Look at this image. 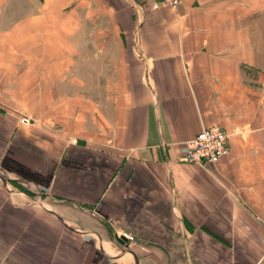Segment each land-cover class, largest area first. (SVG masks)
<instances>
[{"label": "crops", "instance_id": "1", "mask_svg": "<svg viewBox=\"0 0 264 264\" xmlns=\"http://www.w3.org/2000/svg\"><path fill=\"white\" fill-rule=\"evenodd\" d=\"M0 101V264H264V0H0Z\"/></svg>", "mask_w": 264, "mask_h": 264}, {"label": "built area", "instance_id": "2", "mask_svg": "<svg viewBox=\"0 0 264 264\" xmlns=\"http://www.w3.org/2000/svg\"><path fill=\"white\" fill-rule=\"evenodd\" d=\"M181 0H161L163 6L177 8ZM23 121H29L23 117ZM231 153L230 134L218 124L203 127L186 142L183 159L191 163L213 164ZM129 241H134L133 234H127Z\"/></svg>", "mask_w": 264, "mask_h": 264}, {"label": "rangeland", "instance_id": "3", "mask_svg": "<svg viewBox=\"0 0 264 264\" xmlns=\"http://www.w3.org/2000/svg\"><path fill=\"white\" fill-rule=\"evenodd\" d=\"M19 1V0H18ZM77 44H83V42L80 40H78ZM78 58H81L82 61H84V54L83 53H77ZM78 71L81 73L80 76H84L85 70L83 68H80V70L78 69ZM5 103L6 102H1L0 101V107L1 108H5ZM11 103V102H10ZM78 109H80V102H78L77 107ZM26 117V116H25ZM28 120L30 121L29 117ZM32 120V119H31ZM22 122L23 121V117L21 119ZM29 121L25 122L28 123ZM2 152H0L1 154ZM0 176H3L4 178H7L9 176H7L6 171L2 168V162H1V158H0ZM8 179V178H7ZM2 179L0 178V184H2L0 187L1 188H6L8 190V192L14 197L16 198V200L18 202L21 203H33V204H37L39 206H44L47 205V197H45V193L42 191L36 192L31 190V188H29L25 183H23V181L21 180H14L10 178L9 183L4 179L3 181H1ZM3 182V183H2ZM5 184V185H4ZM6 186V187H4ZM21 196L24 197L25 199H27V201H23V199H21ZM29 201V202H28ZM78 232L83 233L84 231H81L80 229H78ZM113 254L115 255L116 253L113 252ZM153 260V259H152ZM162 263H164L163 261H161ZM148 263V262H147ZM128 264H140V259L139 257L136 255L134 257V260L131 259V261L128 262Z\"/></svg>", "mask_w": 264, "mask_h": 264}, {"label": "water", "instance_id": "4", "mask_svg": "<svg viewBox=\"0 0 264 264\" xmlns=\"http://www.w3.org/2000/svg\"><path fill=\"white\" fill-rule=\"evenodd\" d=\"M0 178L3 180L5 179L9 183L7 178H4L3 176H0ZM115 240L124 249V251L133 253V251L128 248L127 237L124 234L121 236L115 235Z\"/></svg>", "mask_w": 264, "mask_h": 264}]
</instances>
